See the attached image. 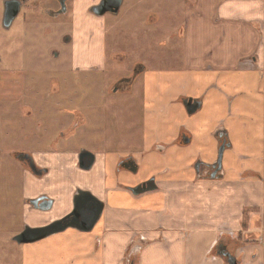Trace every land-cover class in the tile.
Instances as JSON below:
<instances>
[{
  "label": "crops",
  "instance_id": "obj_1",
  "mask_svg": "<svg viewBox=\"0 0 264 264\" xmlns=\"http://www.w3.org/2000/svg\"><path fill=\"white\" fill-rule=\"evenodd\" d=\"M99 1L66 6L74 31L69 41L80 39L74 69H99L106 60L111 23L92 14ZM143 1L122 0L117 20L143 10ZM158 1L156 10L141 14L152 17L147 25L163 22L164 11L182 16L181 51L167 57L166 66L138 62L133 84L141 78L140 140L126 141L131 146L124 151L106 145L100 161L88 149L102 168L97 181L74 183L62 199L52 195L53 179L46 175L26 180L28 197L45 194L52 201L48 209L24 211L30 227L71 213L77 190L103 203L99 220L90 232L69 228L23 245L21 264H212L213 245L228 226L239 228L243 206L252 209L251 229L257 221L264 227V0ZM189 101L196 107L191 112ZM220 145L226 146L214 180L207 175ZM122 160L129 163L118 167ZM230 194L242 198L234 213L227 209ZM216 206L232 221L214 220Z\"/></svg>",
  "mask_w": 264,
  "mask_h": 264
},
{
  "label": "rangeland",
  "instance_id": "obj_2",
  "mask_svg": "<svg viewBox=\"0 0 264 264\" xmlns=\"http://www.w3.org/2000/svg\"><path fill=\"white\" fill-rule=\"evenodd\" d=\"M157 2L159 1L144 0V9L135 8L132 13H129V18L126 21L117 20L121 14L114 16L107 13L105 18L111 25H108L106 60L101 65V70L86 69L76 72L71 69L74 68L73 63L80 39L75 35V41H73V37L69 42L66 40L67 35L73 36L74 32L70 25V12L66 11L67 13L57 16L58 7L53 2L48 6L50 12L42 14L40 10L38 11L40 7H31L27 3H23L22 11L11 27L4 29L1 25L2 4L0 0V58L6 63L5 67L15 68L21 73H25L26 77L35 78L37 83L41 84L40 86H44L45 79L49 77L55 79L64 73L67 98L63 101V112H66L65 115H69L68 121H71L75 112H79L84 119L76 136L71 137L65 145L63 143L35 145L32 149L37 161L47 170L46 176L49 177V180L53 179L52 195L59 199L63 198V192L67 193L66 189H71L74 183L77 184L76 186L95 183L100 175L99 170H102L98 162L93 164L90 170L80 169L77 159L78 151L91 149L95 155L99 154L98 161H100L101 155H104L109 148L106 146L107 143H110L117 151H124L129 150L131 146L125 145L126 141L134 142L141 138V78L132 85V93L127 91L114 93L111 84L117 77L131 76L138 62H145L152 67L166 66L169 64L166 60L167 57L176 58L179 55L181 48L177 36L179 37L178 34H180L182 16L176 14V16L166 17L164 11L163 22H152L147 25L152 17L149 15L148 19L141 14V12L146 13L148 9L156 10ZM70 5L71 3L68 4V6ZM148 27L149 30L145 31ZM170 39H177V41L174 43L171 40L170 42ZM168 42L170 43L168 44ZM9 71L5 70L6 75L10 73ZM45 72L47 77L39 79L46 75ZM41 74L43 76H40ZM51 88L55 90V87ZM121 90H125V87ZM18 94L19 91H12L10 86H4L0 91V98L6 97L3 104L6 109H9V121L2 129L4 137L2 141H7L5 142L7 144L0 145L1 148L9 146L14 149L17 145L15 144L16 137L19 138V141L28 137L26 131L30 127L31 120L25 117L27 113L24 115L20 109L16 110L17 105L10 100L12 97L17 98ZM53 111L51 110L52 113ZM17 118H20L18 123ZM52 118L58 120L60 114L54 111ZM10 121L12 122L10 123ZM24 122L26 126L23 129L22 123ZM130 125L133 128L128 132ZM17 172L19 174V170ZM17 172L11 171L13 174H17ZM85 174L88 178L84 177ZM5 184V182L1 184L0 190V205L4 204L2 207L0 206V221L6 219L8 223L0 222V264H21L22 250L25 244H17L13 241V237L21 231L22 222L25 220L23 213L26 209L24 210L20 205L21 189L19 192L17 191L16 182L8 183L6 186ZM34 186L36 185L28 186V188ZM241 200L242 198L238 199L230 194L227 208L229 213H234L231 210L234 208L236 211V206L231 207L238 205ZM61 203L63 200H60L59 204ZM55 207H57V201ZM217 210L218 213L215 212L213 216L214 220L218 222L232 221L234 216L226 213V210L222 212L219 206ZM250 210L252 211L248 206H243L242 214L238 212L241 217L239 228H234L237 225L233 228L228 226L222 231L215 244L220 241L226 244L229 253L236 257L237 264H264V227L259 228L260 224L257 221L254 225L255 229H251L248 222ZM208 257L212 260V264H228L217 254L214 245Z\"/></svg>",
  "mask_w": 264,
  "mask_h": 264
},
{
  "label": "flooded vegetation",
  "instance_id": "obj_3",
  "mask_svg": "<svg viewBox=\"0 0 264 264\" xmlns=\"http://www.w3.org/2000/svg\"><path fill=\"white\" fill-rule=\"evenodd\" d=\"M61 1L63 3V9H61V4H60ZM72 1L73 0H47V1L1 0V4H2L1 25L4 29H9L12 23L16 20V18L22 11L23 3L24 4L27 3L31 7L38 6L40 7L38 11L40 10L42 14H46L50 12L48 6L52 5L54 2L58 7V9L56 10L58 12L56 14L59 15L66 12V6ZM101 1L102 0H100L97 5H99ZM18 2L20 3V6L18 7V13L15 16V18L12 20L10 26L6 28L3 24L5 9L7 7L10 12H13L16 7L15 3ZM9 3H14V4L9 5ZM45 3H49V4L44 5ZM117 13H111V14L115 16L117 15ZM106 14L107 13H105L104 15ZM69 38H70L69 36L66 37L67 42H69ZM5 66L6 63L2 61V58H0V91L1 88L4 86L12 87V91H19L18 97L17 98L12 97L10 98V100L14 101L15 104L17 105L16 110L20 109L22 111V114L24 115L25 113H27L25 117L31 120V122L29 123L30 124L29 129L26 131L28 137H25L22 141H19V138L16 137L15 144L17 145L14 147V149H11L9 146L2 148L0 147V190L2 183L5 182L6 183L5 186H6L8 183L11 184V182L13 183L15 181L18 188L17 191L19 192V190L21 189L20 205L24 208V210L29 208L44 209L45 207L49 206V204H51L52 206L51 203L52 201L50 202V200L47 198L45 194H39L36 195L35 197H28L26 195L27 178H32V179H36V177L42 178L47 173V170L43 168L35 158L32 149L35 145H55V144L59 145L60 143H63V145H65L66 142L71 139V137L76 136L77 130L84 123V119L79 112H75V113L73 112L74 114L73 117H71V121H68L69 115H65L66 112H63L64 111L63 101L65 98H67L65 94L67 87H65L66 80H64V73H61L60 77L55 79L52 77L45 79L47 77V73L45 72L44 74L46 75H44L43 78L40 77L39 79H45L44 82L46 84L44 83V86H40L41 84H38L35 78L26 77L25 73L23 74L20 71L16 70L15 68H9V67L6 68ZM6 69L10 70L9 71L10 73L7 75L5 72ZM140 69L141 68L137 65L131 76L122 77V78L117 77L114 81H112L111 84L112 91L114 93L126 92V91L130 92L134 80L140 74ZM71 70L76 72L82 71L74 68H72ZM94 70H101V69L94 68ZM6 76H10V77H6ZM40 76L43 75L41 74ZM51 87H55V90L54 88ZM123 87H125V90H121ZM5 98L6 97L4 96L0 98V104H3V102L6 100ZM4 105L5 104L0 106V126H1L0 130H2L4 125L9 121L8 119L9 109H6ZM51 110H54L55 113L60 114V119L56 120L52 118V114L54 113V111L52 113ZM16 121L18 123V121H20V118H17ZM11 122L12 121H10V123ZM25 126L26 123L25 122L22 123L23 129ZM20 127L21 124L19 128ZM2 134H3V130L0 131V145H6L7 143L5 142L7 141L5 142L2 141L4 140ZM108 144L110 145V143H107V145ZM82 150L88 151L86 149H82ZM80 151H78L77 156L80 153ZM88 160H89L88 158H84V165H87ZM128 163H129L128 161H124V160L119 161L118 167L121 166L122 164L125 165ZM18 170H19V174L17 172ZM11 171H16L17 174H13L11 173ZM214 171L215 168L210 167L209 174L207 176L211 177ZM219 173L220 171H218L215 174L214 178L219 177ZM145 188H147L146 184L142 187H138L136 191H140L141 189H145ZM3 205L4 204L2 203V205L0 206L2 207ZM0 222L3 224L8 223L6 219L1 220ZM25 226H29V224H27L26 221L23 220L21 231L24 229ZM214 247L216 249L217 254L220 255L223 258V260L226 261V258L222 256L223 253L224 254L226 252L229 253L226 244L220 241L219 243L217 242L214 245ZM233 257L236 259L235 256Z\"/></svg>",
  "mask_w": 264,
  "mask_h": 264
},
{
  "label": "water",
  "instance_id": "obj_4",
  "mask_svg": "<svg viewBox=\"0 0 264 264\" xmlns=\"http://www.w3.org/2000/svg\"><path fill=\"white\" fill-rule=\"evenodd\" d=\"M121 3L122 0H102L99 5L92 7L91 11L97 17L103 16L108 12L117 13L121 6ZM11 4L14 3H9V5ZM60 4L61 9H63L62 1L60 2ZM15 5L16 7L13 12H10L7 7L5 9L3 24L6 28L10 26L12 20L18 13V7L20 6V3H15ZM187 108L189 112H191L196 107H194V104L189 101L187 103ZM225 146L226 145H220L219 147L217 161L212 166L213 168H215V171L211 175V178H214L215 174L221 170L222 152ZM84 158L89 159L87 165H84ZM77 159L80 169L90 170L94 164L95 157L92 153L81 150L77 156ZM50 207L51 204H49V206L45 207L44 209H48ZM103 208V203L96 199L90 192L77 190L73 197V209L71 213L66 215L64 218L44 227L32 228L29 226H25L19 234L13 237V241L19 245L30 244L52 235L64 232L69 228L76 229L81 232H90L99 220ZM222 256L226 258L228 264H237L236 259L230 253H223Z\"/></svg>",
  "mask_w": 264,
  "mask_h": 264
}]
</instances>
